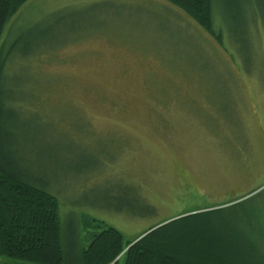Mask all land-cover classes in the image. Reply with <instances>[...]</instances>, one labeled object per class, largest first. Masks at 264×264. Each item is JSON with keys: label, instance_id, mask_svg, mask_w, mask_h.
<instances>
[{"label": "rangeland", "instance_id": "1", "mask_svg": "<svg viewBox=\"0 0 264 264\" xmlns=\"http://www.w3.org/2000/svg\"><path fill=\"white\" fill-rule=\"evenodd\" d=\"M212 28L160 0H29L7 22L0 154L57 199L67 244L74 220L133 241L222 209L189 224L264 264V0H213Z\"/></svg>", "mask_w": 264, "mask_h": 264}, {"label": "trees", "instance_id": "2", "mask_svg": "<svg viewBox=\"0 0 264 264\" xmlns=\"http://www.w3.org/2000/svg\"><path fill=\"white\" fill-rule=\"evenodd\" d=\"M28 1L0 0V37L7 22ZM160 1L220 40L212 28L213 0ZM208 213L173 220L130 247L147 231L133 241H126L119 232L101 222L74 220L69 228L75 240L67 244V230L62 231L60 225L57 199L24 181L14 164L0 154V258L28 264H260L257 253L250 248L189 224L190 220ZM80 225L100 231L76 239Z\"/></svg>", "mask_w": 264, "mask_h": 264}, {"label": "water", "instance_id": "3", "mask_svg": "<svg viewBox=\"0 0 264 264\" xmlns=\"http://www.w3.org/2000/svg\"><path fill=\"white\" fill-rule=\"evenodd\" d=\"M181 217H182V216H180V217H176V218H174V219H172V220H170V221H168V222H166V223H164V224H167V223H169V222H171V221H173V220H176V219H178V218H181ZM164 224H162V225H164ZM162 225H160V226H162ZM160 226H157V227H155V228H153V229L147 231V232L144 233L142 236H140L138 239H136L133 243H131L128 247L132 246V245L135 244L137 241H139L141 238H143L145 235H147L149 232H151L152 230H154V229H156V228H158V227H160Z\"/></svg>", "mask_w": 264, "mask_h": 264}]
</instances>
